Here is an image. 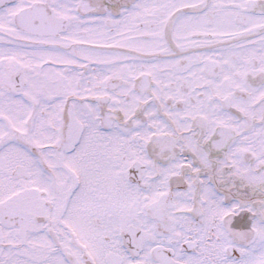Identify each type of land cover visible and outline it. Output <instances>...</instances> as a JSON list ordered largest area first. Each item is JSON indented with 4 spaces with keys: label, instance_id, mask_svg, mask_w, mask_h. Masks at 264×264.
<instances>
[{
    "label": "snow or ice",
    "instance_id": "snow-or-ice-1",
    "mask_svg": "<svg viewBox=\"0 0 264 264\" xmlns=\"http://www.w3.org/2000/svg\"><path fill=\"white\" fill-rule=\"evenodd\" d=\"M0 264H264V0H0Z\"/></svg>",
    "mask_w": 264,
    "mask_h": 264
}]
</instances>
